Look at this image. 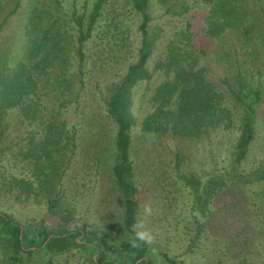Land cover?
<instances>
[{
  "label": "trees",
  "instance_id": "16d2710c",
  "mask_svg": "<svg viewBox=\"0 0 264 264\" xmlns=\"http://www.w3.org/2000/svg\"><path fill=\"white\" fill-rule=\"evenodd\" d=\"M1 1L0 31L7 17L21 4V0H13L4 13ZM107 1L92 0L90 8L78 13L76 8L66 12L63 0H29L19 50L13 56L8 50L0 52V160L5 162L2 166L8 164L11 169L19 162L28 165L27 175L5 169V181H0L4 182L0 190L7 189L17 201L39 195L49 214L58 218L55 227L47 226L44 221L23 225L10 213L0 211V264H27L36 255L42 264H56L72 249L87 251L92 264L150 262L148 245L133 248L130 244L135 238L133 225L137 222L138 206L130 146L134 123L131 113L133 87L141 80L151 79L147 62L157 45V35L151 30L153 17L149 7L152 0H127L130 10L140 16L136 59L129 62L121 78L109 88L106 99H102L104 112L113 126L107 164L122 204L121 228L127 236L113 243L84 227L70 229L67 225L73 215L61 202L62 179L76 147V127L69 125L64 113L84 93L87 51ZM155 1L172 16L182 15L192 7L187 0ZM195 2L202 7L203 31L210 38L218 37L228 28L242 36L245 44L259 23L264 24V0H252L256 6L253 4L250 8L248 0ZM190 25L187 21L184 29L174 33L166 45L165 57L156 61L155 68H163L164 77L153 89L152 110L143 118L141 130L156 137L169 133L200 137L210 129H229L233 125V113L225 104V96H230L234 105L242 108L231 168L204 177L183 174L181 178L195 197H200V206L206 205L212 197H248L245 186L264 179V158L252 171L255 179H248L246 176L251 173L240 168L256 135L263 90L251 89V98H246L249 85L243 68L235 71L233 83L227 84L226 92L219 89L206 75L204 66L199 65V53L205 54L206 50L195 47ZM12 110L23 121L42 127L41 131L28 133L22 146L19 144L24 137L15 142L16 150L11 144L2 143L10 126L8 119ZM232 207L242 215L239 229L250 232L251 223L247 212H242V205L236 203ZM241 234L245 237L239 239L241 245L254 238L253 234ZM246 248L240 246L242 252L238 254L242 257L236 264H253L245 257Z\"/></svg>",
  "mask_w": 264,
  "mask_h": 264
},
{
  "label": "rangeland",
  "instance_id": "374dc122",
  "mask_svg": "<svg viewBox=\"0 0 264 264\" xmlns=\"http://www.w3.org/2000/svg\"><path fill=\"white\" fill-rule=\"evenodd\" d=\"M12 1H1L4 13L10 9ZM28 1L21 0L17 11L7 17L0 31V52L8 50L13 56L19 50ZM187 1L192 7L179 16L166 13L155 0L149 7L153 17L151 30L157 35V45L147 62L152 77L133 87L131 106L134 123L130 158L138 202L136 223L143 222L156 237L155 243L148 245L149 264H236L242 257L238 254L242 252V245L247 247L245 257L249 261L264 264V179L245 186L248 197H212L206 205L200 206V197H195L181 178L183 174L204 177L231 168L242 108L235 106L232 98L226 95L225 104L233 113V125L229 129H210L200 137L170 133L156 137L141 130L143 118L152 110L150 96L153 89L164 77L163 68H155L156 61L165 57L167 43L174 33L186 27L187 21L194 33L195 47L206 50L205 54L199 53V65L204 66L206 75L219 89L226 92L227 84L233 83L235 71L243 68L249 85L246 98L250 99L251 89L256 88L263 90L264 97V24L259 23L245 44L242 36L228 28L218 37L210 38L203 31L202 7L195 0ZM91 2L63 0L62 7L66 12L76 8L82 13L90 8ZM253 4L256 6L248 0V8ZM139 19L140 16L130 10L127 0L107 1L89 43L84 93L64 113L69 125L76 127V147L61 185V202L73 215L67 226L70 229L84 227L113 243H118L127 233L121 228L122 204L107 164L113 126L104 112L102 99H106L109 88L121 78L129 62L136 59ZM259 104L256 135L240 165L242 170L251 173L246 176L248 179H255L252 171L264 158V98ZM8 120L10 126L2 143L11 144L15 150L14 143L20 138H25L20 141L19 146H22L28 133L42 129L37 123L23 121L15 110L10 112ZM2 164L5 162L0 160V181L4 180L5 169L27 175L26 162L13 165V169ZM0 183L3 188L4 182ZM236 203L242 205V212H247L250 232L239 229L242 215L240 210L232 207ZM146 204L152 207V215L148 217L144 215ZM0 211L10 213L23 225L44 221L47 226L55 227L58 223V218L49 214L39 195L17 201L7 189L0 190ZM241 233L253 234L254 238L241 245L239 239H245ZM90 258L84 249H72L56 264H92ZM27 264H42V261L36 255Z\"/></svg>",
  "mask_w": 264,
  "mask_h": 264
},
{
  "label": "clouds",
  "instance_id": "9594fccd",
  "mask_svg": "<svg viewBox=\"0 0 264 264\" xmlns=\"http://www.w3.org/2000/svg\"><path fill=\"white\" fill-rule=\"evenodd\" d=\"M145 217L152 215V207L150 204L144 206ZM133 231L135 233V238L130 240V244L133 248H139L142 245H152L155 243V235L153 231L146 228L143 222H138L133 225Z\"/></svg>",
  "mask_w": 264,
  "mask_h": 264
}]
</instances>
